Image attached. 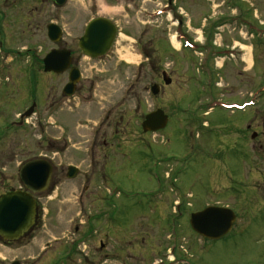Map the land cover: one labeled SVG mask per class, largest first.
Returning <instances> with one entry per match:
<instances>
[{"label": "rangeland", "instance_id": "rangeland-1", "mask_svg": "<svg viewBox=\"0 0 264 264\" xmlns=\"http://www.w3.org/2000/svg\"><path fill=\"white\" fill-rule=\"evenodd\" d=\"M44 1L42 20L37 13L31 16L37 0L13 7L14 29L19 25L13 44L32 47L40 42L43 48L40 56L33 51L21 56L22 66L33 69L36 76L45 55L62 47L74 53L73 65L81 70L82 79L74 96L66 97L67 74L56 76L41 69L40 122L34 115L25 126L7 129L26 103L0 98V194L24 185L20 169L40 153L55 169L49 189L38 196L46 233L36 230L13 244L12 250L0 244V264L1 259L6 264H264V148L248 150L236 135L226 137L254 113L258 114L254 125L263 123L264 37L255 40L235 24L211 31L214 17L241 14L248 5L255 9L248 18L264 26V0H233L235 9L226 0H173L169 25L164 17L148 21L142 14L165 2L161 0H67L63 5ZM177 15H182L181 30ZM94 16H115L121 30L116 51L103 65L83 56L79 47ZM50 23L63 29L58 43L47 36ZM41 24L44 35L38 32ZM181 32L198 44L206 38L241 50V59H222L215 66L212 61L218 85L211 93L201 88L207 65L198 67L203 54L185 46L187 40L179 39ZM135 41L143 52L145 42L151 51L150 61L139 66L128 64L142 60ZM164 62L170 65L165 68ZM152 64L158 74L151 71ZM163 70L171 85L163 84ZM154 83L161 86L157 97L151 94ZM252 90L259 101L255 111L232 107L241 105L243 95ZM207 94L215 102H207L203 98ZM115 100L121 105L113 109ZM209 105H214L212 112L204 115ZM157 107L171 120L155 137L144 134L142 138V120ZM109 108L113 114L107 119ZM117 127L119 141L105 149L104 138ZM188 128H192L191 141ZM202 145L207 148L201 153L197 147ZM218 146L222 155L217 157ZM70 165L79 169L72 179L67 177ZM160 187L164 192L151 198ZM208 205L228 206L237 213L233 230L224 238L207 240L190 226V215ZM181 211L184 214L177 217ZM103 212L109 215L106 228ZM91 223L94 237L85 235L89 241L80 246L74 242L69 259L64 255L69 251L63 248L77 236L74 229L82 227L83 234L91 231ZM100 240L108 241V249L102 250ZM77 247H86L89 256Z\"/></svg>", "mask_w": 264, "mask_h": 264}, {"label": "water", "instance_id": "water-1", "mask_svg": "<svg viewBox=\"0 0 264 264\" xmlns=\"http://www.w3.org/2000/svg\"><path fill=\"white\" fill-rule=\"evenodd\" d=\"M65 0H58L63 3ZM48 35L54 42L62 38V29L56 24H50ZM116 35L115 25L106 18H95L87 25L84 35L79 40L82 51L93 57L106 53ZM72 62L71 51L68 49H54L44 58L46 72L63 73L70 68ZM81 78L77 68H71L69 83L64 92L68 95L74 93L75 87ZM167 83L170 80L166 81ZM154 87V92H157ZM168 116L158 109L149 113L144 122L145 131H156L164 128ZM78 172L76 167L70 166L68 177L73 178ZM53 165L44 158L26 162L21 170L20 177L33 192H42L50 184ZM36 213V200L26 191L16 190L3 194L0 197V236L4 239L17 240L22 237L34 223ZM236 214L229 207L208 206L205 209L192 213L190 224L194 231L209 239L225 237L233 229ZM16 264V263H15Z\"/></svg>", "mask_w": 264, "mask_h": 264}, {"label": "flooded vegetation", "instance_id": "flooded-vegetation-1", "mask_svg": "<svg viewBox=\"0 0 264 264\" xmlns=\"http://www.w3.org/2000/svg\"><path fill=\"white\" fill-rule=\"evenodd\" d=\"M28 1L29 0H0V83H1V85H0V98L2 100V98L4 96V98H12L10 100L16 99V100H19L23 103H26V107L20 112H27V111L31 110V117H32L31 119H33L34 115H38L36 119H38L37 121H39V116L41 115V106H40V101H39L38 97H39L40 88L42 86L40 84V80H39V73H40L41 69L42 70L44 69L43 59L40 62V66L39 65L37 66L38 70H39L38 74L36 76H34L33 69H29V67L27 68L25 66L24 67L22 66V65H25V61H23L20 57L21 56H30L31 51H33L36 55L40 56L39 52L43 51V48H42L40 42H39V44L38 43L32 44V47L21 45V44H18V45L13 44L15 41V39L13 38L14 37L13 32L18 31V26H19V25H16V27L14 29L15 24H13V21L15 20V16H14L15 15V9L13 7H15V4L17 2H20L21 6L27 5ZM37 1L38 2L36 4L38 6L36 5L35 7H32L31 16H33L37 13L38 17L42 20L43 15H41V12H44V2L45 1L44 0H37ZM53 1L55 2V4H58V0H53ZM115 2H117V0ZM167 2H168L167 4H169V0H167ZM235 2L237 3V0H235ZM35 8H37V11ZM21 9H22V7H21ZM245 9H246V11L251 12V6L248 5V6H246ZM37 28H38V32L41 33L42 35H44L45 28L43 29V25L42 24L38 25ZM41 29H43V30H41ZM10 35H13V36H10ZM250 36L252 38H254L255 40L261 41V38H259V37H261L260 33L251 34ZM262 36H264V34ZM59 48H62V47H59ZM73 63H74V60H73ZM43 73H44V71H43ZM154 74H157V73H154ZM157 82L159 83V81H157ZM154 84H152V85H154ZM114 93H117V91H114ZM261 97H262V102H263L264 93H262ZM243 99L244 100H243L242 104H246V106L241 110L243 112H245L247 110L255 111L254 106L257 103H259V101L256 99L254 101V97L251 96V92L245 94ZM30 100H31V103L29 104ZM94 102H95V100H94ZM54 103L56 104V100L54 101ZM120 105H121V102L119 100H115V105H113V107H111V108H113V109H115V107L119 108ZM140 106L141 105H139V107ZM111 108H109V109H111ZM113 109L109 110L110 117L109 118L107 117V119L111 118V116L113 114ZM153 110H155V108L152 110H149L147 112L149 113ZM20 112L17 113L16 115L21 114ZM147 112L144 116V120H145L146 115L148 114ZM259 113L261 114V111ZM254 114H255V117L254 116L247 117L245 119V122H244V118H243L241 123L239 124V126H237L234 130H232L226 134L227 138H231L232 135H236L239 139V142L245 143L248 150H250V149L252 150V149H254V147H257V146L261 149L264 148V116H262L263 117V123L262 124L254 125V121L257 117L256 115H258L257 113H254ZM169 119H170V117H169ZM144 120H142V123H141V132H142L141 137L144 138V136L147 134H151L153 136L154 134H152L151 132H144L143 131V121ZM23 121H20V119H19L15 123L20 125V124L24 123ZM26 122H29V121H26ZM119 132H120L119 127H117L114 131H112L110 133L109 137L104 138L103 147L105 149H108L109 147L113 148L115 142L119 141V139H120L118 136ZM187 133H188L187 136H189V134H191V128L187 131ZM109 139H112V141L110 142ZM255 140L257 141V144L255 143ZM226 142L229 143L228 141H226ZM204 147L205 146L202 145L201 147H197V149L202 153L203 150H205L207 148V147L206 148H204ZM215 149L218 150V152H216L217 153L216 156L217 157L221 156L222 155L221 146H218ZM249 154H250V152H249ZM42 155L43 154L40 153L38 157H40ZM248 158H249V156H248ZM54 172H55V169L53 167V176L51 179V183H52V180L54 178ZM19 189L24 190V191H29V189L25 185H23ZM11 190H16V189H13V188L9 189V190L3 192L2 194L6 193L8 191H11ZM2 194H0V196ZM40 194H38V193L34 194V196L36 197V201H37V212H36L35 223H34L33 227L30 229V231L26 234L27 236L31 233H35L36 230L39 233H43V232L46 233L45 230L43 229L45 225L43 223V220L40 216L41 214L39 211L40 204L38 202V196ZM102 215H103L102 219H105L103 221V225L106 228L109 226V215L108 214L104 215V212ZM96 218H98V217H96ZM80 225H82V226L85 225V222L84 221L80 222ZM81 228L82 227H79L77 225L76 228L74 229L73 234L77 235L76 236L77 241H78L77 243H79L80 240L83 239V243L85 244L86 241H89L88 240L89 238H87L84 241V238H85L84 236L85 235H93V233H94V231L92 230L93 226L91 223L90 228H89L91 231L84 232L85 234L81 233L83 230ZM95 235H97V234H95ZM106 235L109 237V234H106ZM93 237H94V235H93ZM23 238L16 240V241L0 239V244L2 246H7L10 250H12L13 244L21 241ZM60 239H62V238H58L57 240H60ZM91 239H92V237L90 238V240ZM107 242L108 241L105 242L103 240L99 241V244L101 245L102 250L107 248V246H106ZM80 244L81 243H79L78 245H80ZM79 248L83 253H85L86 257L89 256V253L87 252L86 247L85 248L79 247ZM63 249H65V247ZM42 251H45V248H43ZM1 260L5 261L4 259H1ZM3 261H1V263L6 264ZM15 263L20 264L17 261L11 262L10 264H15ZM186 263L190 264L188 262H186Z\"/></svg>", "mask_w": 264, "mask_h": 264}, {"label": "bare ground", "instance_id": "bare-ground-1", "mask_svg": "<svg viewBox=\"0 0 264 264\" xmlns=\"http://www.w3.org/2000/svg\"><path fill=\"white\" fill-rule=\"evenodd\" d=\"M243 48H245V46H243Z\"/></svg>", "mask_w": 264, "mask_h": 264}]
</instances>
